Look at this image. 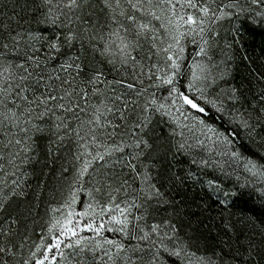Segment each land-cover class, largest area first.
<instances>
[{
	"label": "snow or ice",
	"instance_id": "obj_1",
	"mask_svg": "<svg viewBox=\"0 0 264 264\" xmlns=\"http://www.w3.org/2000/svg\"><path fill=\"white\" fill-rule=\"evenodd\" d=\"M244 33L264 0H0V264H264Z\"/></svg>",
	"mask_w": 264,
	"mask_h": 264
},
{
	"label": "trees",
	"instance_id": "obj_2",
	"mask_svg": "<svg viewBox=\"0 0 264 264\" xmlns=\"http://www.w3.org/2000/svg\"><path fill=\"white\" fill-rule=\"evenodd\" d=\"M232 67L235 83L244 82L247 84L251 82L254 85L255 80L253 77L258 71L264 69V35L244 33L237 47ZM189 196L196 198L198 192L194 189L189 193ZM36 233H39L38 227Z\"/></svg>",
	"mask_w": 264,
	"mask_h": 264
}]
</instances>
